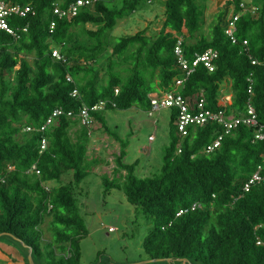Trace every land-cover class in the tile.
I'll return each instance as SVG.
<instances>
[{"label":"trees","instance_id":"16d2710c","mask_svg":"<svg viewBox=\"0 0 264 264\" xmlns=\"http://www.w3.org/2000/svg\"><path fill=\"white\" fill-rule=\"evenodd\" d=\"M8 1L33 8L23 17H8L18 38L0 29V241H13L24 264H30L29 248L35 264H80L79 242L87 228L75 192L100 163L88 154L90 135L78 118H57L46 132L49 146L41 153L43 133L38 128L56 108L76 114L84 104L91 107L101 100L105 109L91 113L105 129V110H149V95L173 90L183 75L174 53L179 36L189 59L208 48L218 51L214 71L199 64L179 91L189 95L201 90L208 107L237 116L247 113L251 99L264 125V66L252 63L264 59V0L253 1L254 13L241 12L236 43L224 31L226 7L232 4V13H238L241 0H228L207 33L201 32L203 3L165 0L158 31L148 33L145 27L122 36L111 34L117 21L152 0H97L61 19L54 16L52 3L66 6L74 0ZM53 50L62 58L53 56ZM224 93L232 95L226 105L221 102ZM175 114L171 109L170 141L159 171L151 175H138V160L124 162L127 145L113 133L121 149L112 178L102 176L105 193L123 190L135 213L154 224L143 240L144 252L149 258L173 259L155 264H264V185L243 191L257 167L264 168V141L254 138L255 128L239 124L224 133L215 122L192 126L180 137ZM24 126L34 130L24 131ZM219 135L220 147L206 152ZM33 164L40 174L31 170ZM67 173L72 175L69 182L63 180ZM194 203L199 206L192 209ZM180 209L186 211L177 216ZM48 216L50 240L41 229Z\"/></svg>","mask_w":264,"mask_h":264},{"label":"rangeland","instance_id":"374dc122","mask_svg":"<svg viewBox=\"0 0 264 264\" xmlns=\"http://www.w3.org/2000/svg\"><path fill=\"white\" fill-rule=\"evenodd\" d=\"M165 0H152L147 5L128 16L119 19L111 32L113 36L131 35L149 27L148 33L158 31L164 18ZM205 8V25L202 33H207L209 25L220 9H224L228 0H198ZM247 6H254V0H241ZM229 9L227 19L232 14L233 5ZM196 33V36H199ZM188 41H194L189 38ZM106 56V55H104ZM103 56V57H104ZM27 59L32 63L33 55ZM225 86L228 84H224ZM227 87V86H226ZM148 110L131 107L125 110H105L108 129L96 120L91 136V146L95 154L100 151V163L95 166L89 176L76 187L77 204L87 228V234L80 240V264H137L150 259L143 250L145 236L153 229L154 224L146 222L144 215H137L133 205L127 200L123 190L112 189L105 193L102 176L112 178L116 165V157L120 153V141L127 145L125 163L138 160L136 172L147 176L159 171L162 163L163 149L170 141L169 121L170 109ZM174 125V121H173ZM175 126V125H174ZM75 130H72L73 132ZM116 134L120 141L115 138ZM153 139H149L150 136ZM19 139L23 140L21 133ZM70 173L64 174L63 180L69 182ZM50 217H45L41 229L46 240L51 239L48 229ZM9 245L0 241V245L8 249L20 261L8 260L0 253V264H24L23 257L15 243ZM1 258H4L3 260ZM155 264V263H145Z\"/></svg>","mask_w":264,"mask_h":264},{"label":"built area","instance_id":"2783aa9c","mask_svg":"<svg viewBox=\"0 0 264 264\" xmlns=\"http://www.w3.org/2000/svg\"><path fill=\"white\" fill-rule=\"evenodd\" d=\"M97 0H74L63 6L59 1L52 3V10L55 17L61 18H72L78 14L82 7L91 5ZM241 11L238 13H232L227 19V25L225 27V34L236 43V21L241 15L242 11L255 12V6H247L243 1L240 2ZM33 10L32 6L21 5L20 3H14L8 0H0V29L6 30L12 34L15 38L19 37L18 31L15 30L8 22V17L11 15L25 16ZM56 26V20L52 19L50 22V28L53 29ZM23 31H27V26L22 27ZM243 44L246 45L247 41L244 40ZM174 53L177 57L178 66L183 72L182 77L176 79L175 87L173 90L166 92H153L150 96L151 107L148 113L151 114L153 110L160 109H175L176 114L174 116V125L176 131L180 137L187 136L189 133V128L192 126H202L206 123H218L223 126L224 133H229L239 124H244L246 126L255 128L254 138L259 141H264V125L259 124L255 107L250 99L247 106V113L237 116L234 114L227 113L224 109L213 110L207 105V99L203 91H197L193 94L184 95L179 91V88L184 85L188 77L196 70L199 64L205 66L210 72L215 69V60L218 57V51L214 48H208L201 53H196L193 59H189L185 56L183 49V37L179 36L177 44L174 48ZM53 56L57 59H61L62 55L58 50H53ZM253 64H260L264 66V59L259 61L258 59H252ZM67 79L71 81V77L67 75ZM118 89H116V93ZM249 92H252L251 87ZM72 96H78V89L74 88L72 91ZM221 102L226 105L228 104V98L223 97ZM106 102L104 100L99 101L93 106L83 105L78 113H73L72 111H66L63 108H56L52 113L45 119V121L38 128L40 132L43 133L40 139V153L46 150L49 146V140L46 136V132L50 127L56 122L57 118L61 115H66L72 118H78L80 125L87 128L89 135H92L94 124L96 119L92 115L91 111H100L105 109ZM114 106L115 104L112 103ZM24 131L30 132L34 130L32 126H24ZM149 139H153L151 135ZM222 135L215 138L209 145L206 146V152H212L219 148L221 145ZM180 151V149L178 150ZM31 170L35 171L36 174H40L36 164L31 166ZM264 185V168L259 165L255 172L245 181L243 185V191H249L254 185ZM46 190H49V184H43ZM199 206L194 203L192 209ZM186 210L180 209L177 216L182 214ZM260 243V242H259Z\"/></svg>","mask_w":264,"mask_h":264},{"label":"crops","instance_id":"0c3cea01","mask_svg":"<svg viewBox=\"0 0 264 264\" xmlns=\"http://www.w3.org/2000/svg\"><path fill=\"white\" fill-rule=\"evenodd\" d=\"M223 97H225V98H228V103H230L231 102V100H232V95L230 94V93H224V95L221 97V99L223 98ZM148 112V111H147ZM79 127H81V126H77L76 128H74L73 130H76V129H78ZM93 137L94 136H91L90 135V143H89V147H88V154L90 155V158L91 157H94V158H99V153H100V151H98L96 154H95V151L93 150V147L91 146V141H92V139H93ZM120 154V153H119ZM100 159V158H99ZM114 169H115V167H114ZM114 169H113V171H114ZM8 241H3V243L4 244H6V245H9V243H7ZM0 253H2V255H4L8 260H11V261H14V262H16V261H20L19 260V258L17 257V256H14L13 254H12V252H10L8 249H6L4 246H2V245H0ZM10 256V257H9ZM2 260L4 259V258H1ZM8 264H10V263H8Z\"/></svg>","mask_w":264,"mask_h":264},{"label":"water","instance_id":"95a60500","mask_svg":"<svg viewBox=\"0 0 264 264\" xmlns=\"http://www.w3.org/2000/svg\"><path fill=\"white\" fill-rule=\"evenodd\" d=\"M3 234V233H2ZM1 233H0V235H2ZM8 235H10V234H8ZM31 252H32V249L31 248H29V252H28V260H29V263L30 264H35L34 263V261H33V259H32V255H31ZM173 261V259L172 258H150V259H148V260H145V261H142V262H139V263H137V264H145V263H154V262H159V261ZM178 261H181L180 259H178Z\"/></svg>","mask_w":264,"mask_h":264}]
</instances>
